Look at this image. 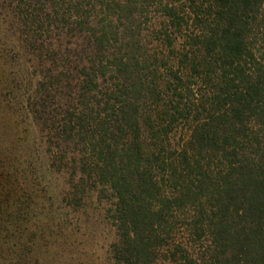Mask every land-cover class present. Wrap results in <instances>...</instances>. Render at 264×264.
Returning <instances> with one entry per match:
<instances>
[{
	"label": "trees",
	"instance_id": "trees-1",
	"mask_svg": "<svg viewBox=\"0 0 264 264\" xmlns=\"http://www.w3.org/2000/svg\"><path fill=\"white\" fill-rule=\"evenodd\" d=\"M187 9L163 7L170 28L194 27L178 61L188 74L158 88L137 54L120 56L103 104L115 124L83 117L93 128L82 163L95 172L84 167L81 181L96 174L110 194L114 264H264V0ZM190 77L193 108L183 103ZM164 91L172 103L153 108ZM180 121L187 136L173 143Z\"/></svg>",
	"mask_w": 264,
	"mask_h": 264
},
{
	"label": "rangeland",
	"instance_id": "rangeland-1",
	"mask_svg": "<svg viewBox=\"0 0 264 264\" xmlns=\"http://www.w3.org/2000/svg\"><path fill=\"white\" fill-rule=\"evenodd\" d=\"M167 3L188 11V0H0V264H114L110 194L96 174L81 181L84 167L95 172L82 163L93 128L83 117L115 124L103 104L122 55L137 54L158 88L185 76L178 61L194 27L170 28ZM161 97L153 108L172 103ZM187 130L178 122L171 142Z\"/></svg>",
	"mask_w": 264,
	"mask_h": 264
}]
</instances>
